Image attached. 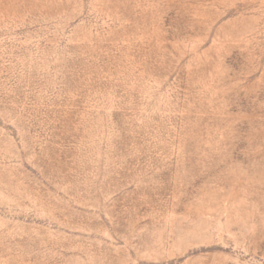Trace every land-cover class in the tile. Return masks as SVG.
<instances>
[{
  "label": "rangeland",
  "instance_id": "374dc122",
  "mask_svg": "<svg viewBox=\"0 0 264 264\" xmlns=\"http://www.w3.org/2000/svg\"><path fill=\"white\" fill-rule=\"evenodd\" d=\"M0 264H264V0H0Z\"/></svg>",
  "mask_w": 264,
  "mask_h": 264
}]
</instances>
